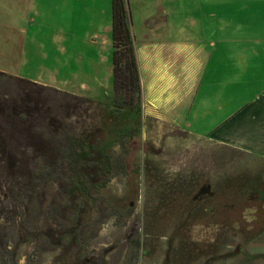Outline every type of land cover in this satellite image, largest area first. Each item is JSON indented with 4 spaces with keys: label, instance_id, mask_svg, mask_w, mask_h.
I'll use <instances>...</instances> for the list:
<instances>
[{
    "label": "rangeland",
    "instance_id": "1",
    "mask_svg": "<svg viewBox=\"0 0 264 264\" xmlns=\"http://www.w3.org/2000/svg\"><path fill=\"white\" fill-rule=\"evenodd\" d=\"M155 1L125 0L135 34L143 11ZM109 3L39 0V14L29 26L28 58L23 63L5 46L0 49V70L23 63L17 73L0 71V242L17 247V264H264V250L257 256L252 246L248 260L243 254L225 258L242 239L234 240L233 229L209 226L213 221L206 217L217 216L209 211L217 201L197 196L203 185L216 198L224 194L229 200L236 188L250 187L252 172L240 164L245 158L229 155L225 163L210 164L201 141L169 125L141 121V105L139 112L135 105L129 109L114 95L112 67L108 89L99 95L80 89L82 80L90 82L78 65L85 46L68 36L80 33L88 39L108 24ZM227 3L226 20L239 25L243 35L264 40V0ZM0 13L7 24L9 14ZM23 25L20 21L19 31ZM62 33L68 35L67 52L59 56L58 40H52ZM110 45L112 55L111 40ZM92 59L86 56L85 63ZM65 62L69 66L63 68ZM108 105L119 106L120 116ZM65 136L84 140L92 157L87 178H79L81 195H67L68 170L62 164L52 174L55 179L45 177L22 197L18 182L24 172L43 168L35 150ZM244 221L234 226L241 224L247 232ZM22 229L29 233L27 243L18 235ZM74 233L73 242L63 236Z\"/></svg>",
    "mask_w": 264,
    "mask_h": 264
},
{
    "label": "crops",
    "instance_id": "2",
    "mask_svg": "<svg viewBox=\"0 0 264 264\" xmlns=\"http://www.w3.org/2000/svg\"><path fill=\"white\" fill-rule=\"evenodd\" d=\"M38 1L0 0V11L10 18L7 24L0 20V49L5 46L9 56L23 63L30 54L29 26L39 14ZM227 4V0H156L143 11L137 34L131 30L141 86L140 117L201 141L210 164L225 163L229 155L245 158L240 164L251 170L253 182L245 189L236 188L234 198L241 215L254 218L264 216V40L243 35L239 25L227 21ZM108 10L110 22L88 39L80 33L75 38L62 33L52 40H58L54 48L59 56L67 52V36L83 42L86 48L81 47L78 65L90 82L82 80L80 89L96 90L98 95L111 80L110 3ZM20 21L25 28L19 31ZM86 56L93 58L91 62L85 63ZM23 63L0 71L17 73ZM250 246L261 255L264 228H257Z\"/></svg>",
    "mask_w": 264,
    "mask_h": 264
},
{
    "label": "trees",
    "instance_id": "3",
    "mask_svg": "<svg viewBox=\"0 0 264 264\" xmlns=\"http://www.w3.org/2000/svg\"><path fill=\"white\" fill-rule=\"evenodd\" d=\"M111 19L113 93L116 97L123 98L125 106L126 104L128 105L126 106L127 108L133 109L132 107L135 105L139 112L141 105V86L135 57L134 40L130 30L129 13L125 0H111ZM73 99L83 100L77 97ZM107 108L114 115L120 116L122 113V110L117 105H108ZM57 139L52 145L49 141H46L44 145H41L43 148L35 150L36 157L42 160L43 168H38L36 173L24 172L18 182V191L22 197L31 194L34 188L38 187L41 180L43 181L45 177L52 180L55 177L52 174L56 175L60 166H63L62 164H66V169L68 170L67 195H81L83 183L79 178H87L86 173L91 166L92 160L91 154L87 150L88 145L79 137L65 136L64 138ZM102 157L109 161V156L102 155ZM80 166L83 168V172L81 173L78 171ZM44 169H47L46 172ZM245 206V203H243L242 208H245ZM246 208H249V206ZM78 215V213H75V216ZM206 218H210V221H213L209 226L225 227L226 230L230 231L232 229L235 230L236 227L242 230L243 226L241 224L243 220H246L244 221L246 224L248 223L246 230L252 231L253 234L257 232L258 227L264 228V216L251 218L250 221H247L245 216L232 217L234 220L230 217L221 218L219 216H209ZM236 222H240L241 224L234 226ZM75 233L72 235L64 234L63 236L73 242ZM18 235L24 239L23 243L29 242V233L24 229ZM17 259V247L9 249L4 243L0 242V264H17Z\"/></svg>",
    "mask_w": 264,
    "mask_h": 264
},
{
    "label": "flooded vegetation",
    "instance_id": "4",
    "mask_svg": "<svg viewBox=\"0 0 264 264\" xmlns=\"http://www.w3.org/2000/svg\"><path fill=\"white\" fill-rule=\"evenodd\" d=\"M209 187L206 185H203L202 187L199 188L198 192H197V196L202 195V197L208 198V200H210V198H212L213 200L217 201L214 205L215 208L213 209H209L210 212L214 213L216 212L215 215L221 217V218H232V217H241L242 215V211L236 209V200L233 197L232 200L226 199V195H220V198H216V194L210 192V190L208 189ZM209 190V191H208ZM251 194V193H250ZM197 196H195V198H197ZM248 197H251L250 195ZM247 197V198H248ZM246 200V199H245ZM218 207H220L219 209H216ZM213 214H210V216ZM206 230L209 231L211 230V227L209 226H205ZM216 230L223 232L226 230L225 227H217L215 226ZM235 236H233L234 240L235 239H239L241 238V242H239V244L235 247V249L233 251H229V253H226L227 257H236V254H243L245 257L242 258H246L248 260V258L250 259V257H248L249 255H252L250 252L247 251V247L250 246L252 239L254 238V234L252 231L247 230V232H244L243 230H240L239 227L235 228ZM233 240V241H234ZM248 253H247V252ZM235 254V255H234ZM248 255V256H247ZM210 260H212V258H210Z\"/></svg>",
    "mask_w": 264,
    "mask_h": 264
}]
</instances>
